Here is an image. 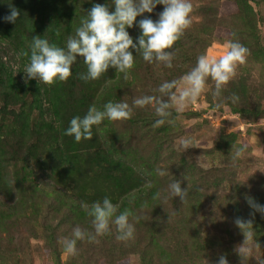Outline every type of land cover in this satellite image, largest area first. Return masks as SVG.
I'll list each match as a JSON object with an SVG mask.
<instances>
[{
	"label": "rangeland",
	"instance_id": "1",
	"mask_svg": "<svg viewBox=\"0 0 264 264\" xmlns=\"http://www.w3.org/2000/svg\"><path fill=\"white\" fill-rule=\"evenodd\" d=\"M75 1L66 2L71 5ZM78 2L83 10L87 2L111 5V0ZM192 3L193 25L175 45L174 69L138 59L129 79L118 74L116 85L106 86L97 98L101 108L108 101L123 98L131 104L137 96L155 94L152 90L164 80L189 71L205 51L218 58L230 40H238L249 50L246 63L239 67L222 98L212 96L214 84L209 81V91L174 124L154 128V111L136 109L128 121H105L101 125L103 144L94 154L101 161L105 157L121 160L130 169L124 183L131 195L137 196L121 203L120 210L128 209L140 217L135 238L119 242L113 233L99 238V243L78 241L77 255H66L60 241L71 237L76 225L91 231V218L80 214L72 199L53 194V182L45 174L47 178L38 182L42 194L36 191L22 203L26 214L16 211L8 226H0V264H216L221 255L229 264H264V215L248 202L252 199L264 205V0ZM54 8L45 2L21 41L0 30V56L20 83L29 81L24 73L29 58L22 53L29 51L32 37L45 35L43 38L51 41L53 22L62 17ZM162 11L163 6L158 5L145 15L155 21ZM129 30L140 31L138 26ZM40 87L42 108L34 116L37 122L57 127L58 119L49 103L51 86L42 83ZM233 94L239 97L236 103L229 99ZM221 99L223 107L216 109ZM234 107L243 111L235 112ZM259 110L261 114H257ZM182 137L194 140L190 149H181ZM233 146L246 148L244 156L235 161ZM157 169L167 175L159 176ZM173 180L188 188L187 204L179 198L163 204L157 198L156 194H164ZM34 208L39 212L34 213ZM238 218L251 221L245 229L252 233L250 237L237 227Z\"/></svg>",
	"mask_w": 264,
	"mask_h": 264
},
{
	"label": "clouds",
	"instance_id": "2",
	"mask_svg": "<svg viewBox=\"0 0 264 264\" xmlns=\"http://www.w3.org/2000/svg\"><path fill=\"white\" fill-rule=\"evenodd\" d=\"M158 5L163 6V11L154 21L145 14L153 13ZM110 7L114 10L110 11ZM138 17L144 18L138 20ZM19 19L20 11L10 5L9 14L3 17L4 22L16 24ZM193 21L192 0H111V5L94 4L63 46L43 38L45 35L32 37L29 51L22 53L29 58L24 69L25 79L48 86L66 83L73 76V66L78 59H82L87 69L80 74V79L85 82L100 80L110 69L122 74L123 79L127 80L138 59L147 64L174 69L175 45L192 27ZM136 26L140 29V35L134 39L128 29ZM224 48L218 58L210 56L208 51L199 54L194 67L179 78L161 82L152 90L155 94L137 96L131 104L126 98L118 102L108 101L102 108L91 104L84 116H75L69 121L64 135L73 137L76 143L91 140L94 130L101 131L105 121H128L136 109L154 111L157 117L152 125L154 128L174 124L180 114L202 99L212 84V96L222 98L226 86L235 79L239 67L246 63L249 55L248 48L238 40L228 41ZM229 99L236 103L239 97L233 94ZM221 107L223 99L215 105L216 109ZM193 143L192 138H180L182 150L190 149ZM245 152L244 146H233V161L242 158ZM156 172L159 176L167 175L161 169ZM188 195V188H182L178 180L169 183L164 194H156L163 204L171 198H179L182 204H187ZM248 202L256 212L264 215V205L252 199ZM80 206L91 218L92 230L76 225L71 237H64L60 241L66 255H77L78 241L99 243V238L113 233L119 242L127 243L135 238L136 223L140 217L133 216L128 209L121 211V205L113 203L110 197L105 196L91 204L81 202ZM235 223L246 237L252 235L245 231L251 221L238 218ZM216 264H229V261L225 255H221Z\"/></svg>",
	"mask_w": 264,
	"mask_h": 264
},
{
	"label": "trees",
	"instance_id": "3",
	"mask_svg": "<svg viewBox=\"0 0 264 264\" xmlns=\"http://www.w3.org/2000/svg\"><path fill=\"white\" fill-rule=\"evenodd\" d=\"M66 1L0 0V30L21 41L32 27L35 15L42 12L45 2L54 4V11L58 10L62 17L53 22L50 42L63 46L93 7L87 2V9L83 10L77 0L71 5ZM10 5L20 11L16 24L3 20L10 12ZM129 33L134 39L140 35L136 30H129ZM86 70L82 59H78L73 66V76L66 83L51 86L49 103L59 123L54 127L51 123L37 122L34 116L41 110L43 102L37 81L20 83L0 56V226H8L16 211L26 214L22 203L36 191L42 194L44 190L38 182L46 176L53 182L52 193L72 199L80 214L85 213L81 202L91 204L108 196L113 203L121 204L137 196L131 195L129 185L124 183L130 177V169L124 162L107 157L101 161L94 154L103 144L99 132L94 130L91 140L80 143L64 135L73 117L84 116L91 104L97 105V98L106 86L117 83L118 74L112 69L100 80L85 82L80 79V74ZM234 110L243 111L237 107ZM261 113L259 110L257 114ZM33 212L38 213L39 208H34Z\"/></svg>",
	"mask_w": 264,
	"mask_h": 264
}]
</instances>
